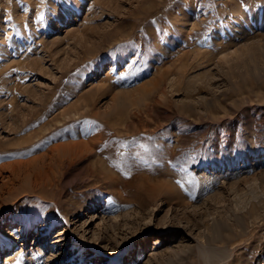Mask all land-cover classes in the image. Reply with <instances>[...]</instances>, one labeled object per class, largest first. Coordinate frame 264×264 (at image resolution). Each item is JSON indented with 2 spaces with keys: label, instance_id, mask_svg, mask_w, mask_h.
<instances>
[{
  "label": "rangeland",
  "instance_id": "374dc122",
  "mask_svg": "<svg viewBox=\"0 0 264 264\" xmlns=\"http://www.w3.org/2000/svg\"><path fill=\"white\" fill-rule=\"evenodd\" d=\"M0 141V264H264V0H0Z\"/></svg>",
  "mask_w": 264,
  "mask_h": 264
},
{
  "label": "bare ground",
  "instance_id": "6f19581e",
  "mask_svg": "<svg viewBox=\"0 0 264 264\" xmlns=\"http://www.w3.org/2000/svg\"><path fill=\"white\" fill-rule=\"evenodd\" d=\"M249 20V19H248ZM171 86V85H170ZM50 108V107H49ZM50 111V110H49ZM29 115H32V114H29ZM33 116V115H32ZM32 118V117H31ZM43 118V117H42ZM33 119V118H32ZM27 120V119H26ZM26 120L24 121L25 123H26ZM71 121V120H70ZM73 121V120H72ZM140 121V120H139ZM133 123V122H132ZM40 124V123H39ZM70 124V123H69ZM24 125V123L22 124V126ZM24 127V126H23ZM29 127H31V125L29 126ZM153 128H155V127H153ZM158 128V127H157ZM161 128V127H160ZM166 128V127H165ZM159 129V128H158ZM44 131V130H43ZM42 131V132H43ZM160 131V130H159ZM44 133V132H43ZM48 132H46V134H47ZM41 134V133H40ZM159 134H161V133H159ZM165 135V134H164ZM35 136H36V134H35ZM161 136H163V135H161ZM45 138V137H44ZM49 138V137H48ZM154 137H152V139H153ZM39 139H41V138H39ZM39 139H37V140H39ZM43 139V138H42ZM41 139V140H42ZM32 140H34V136L33 135H31V136H28L27 138H25L24 140H23V142L25 143V144H27V143H32ZM1 142V141H0ZM37 142V141H36ZM5 143V146H6V142H4ZM33 144V143H32ZM3 145V144H2ZM73 145H77V144H73ZM79 145V144H78ZM24 146H27V145H24ZM30 146V145H29ZM35 147H36V145H35ZM34 147V148H35ZM78 147V146H77ZM58 148H60V147H58ZM57 148V149H58ZM9 149V148H8ZM6 147H4V146H0V159H6V158H11V157H13V156H16V155H19V156H23V155H28L30 152V150H24V151H21V152H18V151H15V150H8ZM12 149H14V148H12ZM99 157V156H98ZM96 158V157H95ZM99 159H101V156H100V158ZM20 164V163H19ZM15 165H18V163H15V164H11L9 167H6V165H2V166H0V177L1 176H3L5 173H7V170L9 169V168H13V170L15 169ZM15 171V170H14ZM13 176V175H12ZM118 183V182H117ZM116 184V183H115ZM254 206V205H253ZM98 207V205L95 203V202H92V203H90V204H88L86 207H85V210L86 211H88V212H83V214H82V218H85V221H87L86 220V217H88L89 216V214H90V212L91 211H93L95 208H97ZM250 213H251V211H249ZM254 213V212H253ZM256 214V213H255ZM253 217H254V215H253ZM229 222V221H228ZM227 222V223H228ZM240 222V221H239ZM230 223V222H229ZM228 223V224H229ZM245 223H247V222H245ZM244 223V224H245ZM234 224V223H233ZM248 225V224H247ZM244 226V225H243ZM249 226V225H248ZM47 227V226H46ZM44 225H42L39 229H42L41 230V232L43 233V234H45V232H44V228H46ZM217 227V226H216ZM216 227H215V229H216ZM223 227V226H222ZM24 228V226L20 229V230H22ZM220 228V227H219ZM13 228H9V229H6V230H3V233L6 235H8V237L12 234V230ZM223 229V228H222ZM219 230V229H218ZM217 230V231H218ZM19 231V230H18ZM46 231V230H45ZM224 231V230H223ZM222 231V232H223ZM228 231V230H227ZM20 232V231H19ZM23 233V232H22ZM25 233H27V229H25ZM218 233V232H217ZM222 234V233H221ZM228 234V233H227ZM231 234V233H230ZM6 235V236H7ZM24 236L26 235V234H23ZM67 235V232H65L63 229H61V230H59L58 231V236L56 237V238H58V240L57 241H55L54 242V244L55 245H58V247H63V246H59V244L61 243V242H65L66 244H70L71 243V241L69 240V238L68 237H63V236H66ZM217 235V234H216ZM60 236H62V237H60ZM225 236V235H224ZM231 236V235H230ZM227 237H228V235H227ZM25 238V237H24ZM60 238V239H59ZM223 238H225V237H223ZM216 239V238H215ZM23 240V239H22ZM217 240H219V239H216V241ZM204 241V240H203ZM202 241V242H203ZM228 241V240H227ZM6 244H5V243ZM157 242H160V241H156L155 243H157ZM207 242H208V240H207ZM11 242H6L1 236H0V254L2 253V249L3 248H5L6 246H7V249H11ZM206 245V244H205ZM56 247V246H55ZM86 247V245H80L79 247H78V250L80 251V253L81 252H84L85 251V248ZM146 252H147V244H146V242L145 241H142L139 245H138V249L136 250V255L135 254H133L132 253V251H130L129 252V255H131L132 257H131V260L132 261H129V264H133V263H135V261H136V259L138 258H143L144 256H145V254H146ZM135 253V252H134ZM204 253H206V251L204 252ZM209 256H211V257H216V258H220V257H222L223 256V252H222V250L221 249H211L210 250V252H208L207 253ZM11 258H13L14 259V256L12 257V255H10V254H8L7 255V257H6V260H5V262L7 263V264H11L10 263V261H13V260H11ZM87 260V259H86ZM85 260V261H86ZM18 260H16V262H17ZM15 262V263H16ZM104 262H107V261H104ZM109 262V261H108ZM14 263V261L12 262V264H15ZM127 264V262L123 259V258H121V259H119V261L116 263V264ZM72 264H82L81 262H75V263H72Z\"/></svg>",
  "mask_w": 264,
  "mask_h": 264
}]
</instances>
